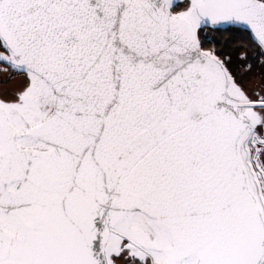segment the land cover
<instances>
[{"label":"snow or ice","instance_id":"6c2138e0","mask_svg":"<svg viewBox=\"0 0 264 264\" xmlns=\"http://www.w3.org/2000/svg\"><path fill=\"white\" fill-rule=\"evenodd\" d=\"M0 264H264V0H0Z\"/></svg>","mask_w":264,"mask_h":264},{"label":"trees","instance_id":"16d2710c","mask_svg":"<svg viewBox=\"0 0 264 264\" xmlns=\"http://www.w3.org/2000/svg\"><path fill=\"white\" fill-rule=\"evenodd\" d=\"M218 39L221 40V44H225L227 43L229 37L227 35H225L224 37H218ZM233 48L235 47V45L232 46ZM247 47V51L249 53V55L253 58V60H255L257 63L260 59V57L257 55V49L254 47V46H251V45H246ZM231 50V49H229ZM258 67L256 69V71H258Z\"/></svg>","mask_w":264,"mask_h":264}]
</instances>
